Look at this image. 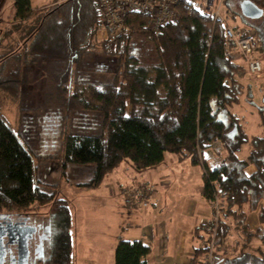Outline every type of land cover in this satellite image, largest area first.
I'll return each instance as SVG.
<instances>
[{"label": "trees", "instance_id": "trees-1", "mask_svg": "<svg viewBox=\"0 0 264 264\" xmlns=\"http://www.w3.org/2000/svg\"><path fill=\"white\" fill-rule=\"evenodd\" d=\"M243 1L226 0L224 8L247 20L241 13ZM251 1L264 10V0ZM13 2L14 24L0 32V89L20 98L27 84L26 70L44 65L73 112L101 118L96 133H66L64 175L71 165L91 167L78 187L92 190L125 162L144 172L163 165L168 154L189 158L194 166L204 168L203 198L214 202L221 197L232 220V226L218 225L215 264H264L260 248L229 258L218 251L234 229L248 243L254 238L264 243V135L249 136L244 120L232 111L250 93L242 82L250 73L226 35L228 26L236 30L254 26L232 25L224 13V21L215 23L181 5L178 19L157 32L150 28L151 16L129 13L119 31L99 40L104 27L96 0H55L41 8H34L32 0ZM134 39L153 44V62L137 58ZM98 56L115 61V69L106 73L111 80L78 79L79 67ZM21 135L0 112V214L31 212L33 217L51 219L53 242L42 264H73L74 218L69 201L58 183L39 177L36 153ZM215 142H221L222 152L210 165L205 154ZM245 146L248 155L240 158ZM250 167L256 169L252 174L247 173ZM43 208L48 212H36ZM254 213L258 226L253 230L247 221ZM214 225L212 220L196 230L203 233L200 254L207 251L204 243ZM150 253L141 240L119 238L115 264H148Z\"/></svg>", "mask_w": 264, "mask_h": 264}, {"label": "rangeland", "instance_id": "rangeland-1", "mask_svg": "<svg viewBox=\"0 0 264 264\" xmlns=\"http://www.w3.org/2000/svg\"><path fill=\"white\" fill-rule=\"evenodd\" d=\"M54 1L32 0V6L36 8L50 5ZM179 6L181 5L176 7V11L180 13ZM2 7L0 13V32L14 24L13 17L15 15L13 0H3ZM225 8L223 7V13L230 24H238L242 28L248 24L254 26L251 30L257 34L259 30L261 31L257 35L258 48L255 54L262 60L264 67V16L256 20H245L234 9ZM245 30L250 29L249 27H245ZM104 38H106L104 35H99V40H103ZM134 42L137 58L142 63L153 62L155 59L153 44L145 39H134ZM112 69H115L114 60L110 59L108 61L102 56L91 57L85 64L79 67L77 78L85 82H107L111 80V76H108L106 73ZM25 74L27 84L22 90L20 98L17 99L0 89V112L5 115L18 134L22 132L20 137L23 143L35 151L36 154L33 159L35 166L39 167V177L45 182L58 183L62 196L69 201L74 218L73 234L75 246H87L89 242L94 241L103 244L101 243L104 241L103 233L114 225L117 222L115 218H118L116 213L114 214L115 210H118V206H116L117 208L115 207L116 202L111 201L103 204V187L107 186V183L117 170L104 180L101 185L103 190L100 189L94 195L87 194L86 190L78 187V184L84 182L89 177L91 167L71 165L68 175H64L62 170L63 142L66 133H96L101 128V118L97 115L94 116L84 112H73L69 107V102H66L62 94L56 90V84L48 75L46 66L38 65L32 67L29 71L26 70ZM75 78V76L74 78L71 76V81H74ZM242 82L250 89V93L246 94L242 98L241 104L235 106L232 111L244 120L249 136H263L264 127L261 126L262 114L260 110H264V71L260 76L248 74ZM72 83L70 82V85ZM215 143L222 147L221 142ZM248 151L249 147L245 146L243 153L240 154V158H245L248 155ZM40 158L47 160L42 161ZM175 158L180 161L182 160L181 162L184 159L180 156H175ZM205 158H216L217 161L219 160L212 151H208L205 154ZM188 160L190 161L189 158ZM196 169L204 177V168L198 165ZM112 181L114 183H111L110 187L114 196L125 197L123 189L124 187H130V181L123 184H121L120 180L117 181V178ZM130 200L129 202L131 203ZM209 203L212 208V218L210 220L212 221L215 216L216 203ZM36 212L46 213L48 209L43 208L40 211L36 210ZM228 224L232 226L231 218H229ZM252 229L254 230L255 228ZM236 237L243 240V243H246V239H242L239 233H236ZM252 241L255 245L262 246L264 250L263 242L257 238H254ZM50 251L51 245H48L45 259L49 258ZM206 255V253H203L199 258H192L188 264H200L206 258Z\"/></svg>", "mask_w": 264, "mask_h": 264}, {"label": "crops", "instance_id": "crops-1", "mask_svg": "<svg viewBox=\"0 0 264 264\" xmlns=\"http://www.w3.org/2000/svg\"><path fill=\"white\" fill-rule=\"evenodd\" d=\"M175 156L168 154L163 165L144 172L137 171L128 162L117 169L107 186L103 187L102 198L103 204L111 201L117 203L115 207L118 206V210L114 212L118 217H114L117 222L103 233V244L94 241L87 246L76 247L74 241L73 264H115V249L119 238L146 243L151 248L147 257L148 264H188L192 258L202 256L199 250L203 245V233L201 231L197 234L196 230L212 218L211 205L202 196L204 177L188 158L181 162ZM206 160L210 165L217 161L216 158ZM255 171L254 167H250L247 173ZM116 178L121 184L130 181V187L124 189L146 186L149 199L140 204L114 196L110 185ZM103 188L85 192L94 195ZM247 223L251 228H256L257 215L251 214ZM236 233L239 232L233 230L219 247V253L226 258L241 251L263 250L262 246L255 245L253 241L243 243V240L236 237Z\"/></svg>", "mask_w": 264, "mask_h": 264}, {"label": "built area", "instance_id": "built-area-1", "mask_svg": "<svg viewBox=\"0 0 264 264\" xmlns=\"http://www.w3.org/2000/svg\"><path fill=\"white\" fill-rule=\"evenodd\" d=\"M226 0H96L99 9L103 14L104 32L102 35L108 36L109 32L119 31L124 20L129 13H140L151 16L152 21L150 28L157 32L166 24L175 22L179 17L176 11L178 5H187L191 10H197L206 19L215 23L223 22V7ZM3 0H0V13L2 11ZM227 39L235 43V50L242 54L248 71L251 75L260 76L263 74L264 67L260 58L255 55L258 48L257 33L253 30H236L232 26L226 29ZM214 154L222 152V147L214 143L209 150ZM200 154H204L199 150ZM206 159V158H205ZM146 186L137 187L135 189H123V195L127 199H131L135 203H144L149 199V195L145 191ZM221 197H217L215 216L213 219L214 229L210 234L209 240L204 243L206 248V258L200 264H215V250L217 239L218 225L228 223L229 215L225 212L224 202ZM222 202H221V201ZM220 201V202H219ZM218 203V204H217Z\"/></svg>", "mask_w": 264, "mask_h": 264}, {"label": "flooded vegetation", "instance_id": "flooded-vegetation-1", "mask_svg": "<svg viewBox=\"0 0 264 264\" xmlns=\"http://www.w3.org/2000/svg\"><path fill=\"white\" fill-rule=\"evenodd\" d=\"M22 133V132H21ZM52 220L33 217L31 212L0 214L5 230L4 264H42L46 248L53 242Z\"/></svg>", "mask_w": 264, "mask_h": 264}, {"label": "water", "instance_id": "water-1", "mask_svg": "<svg viewBox=\"0 0 264 264\" xmlns=\"http://www.w3.org/2000/svg\"><path fill=\"white\" fill-rule=\"evenodd\" d=\"M241 13L245 18L256 20L260 19L264 15V10L261 9L251 0H245L241 4ZM5 235V230L0 228V264H4V242L3 237Z\"/></svg>", "mask_w": 264, "mask_h": 264}]
</instances>
